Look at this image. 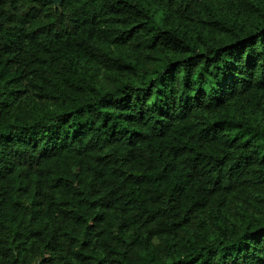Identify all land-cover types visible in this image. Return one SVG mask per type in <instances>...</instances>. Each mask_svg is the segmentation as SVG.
Here are the masks:
<instances>
[{"label":"trees","instance_id":"trees-1","mask_svg":"<svg viewBox=\"0 0 264 264\" xmlns=\"http://www.w3.org/2000/svg\"><path fill=\"white\" fill-rule=\"evenodd\" d=\"M0 264H264V0H0Z\"/></svg>","mask_w":264,"mask_h":264},{"label":"water","instance_id":"water-1","mask_svg":"<svg viewBox=\"0 0 264 264\" xmlns=\"http://www.w3.org/2000/svg\"><path fill=\"white\" fill-rule=\"evenodd\" d=\"M55 2L56 5H60L62 0H53Z\"/></svg>","mask_w":264,"mask_h":264}]
</instances>
